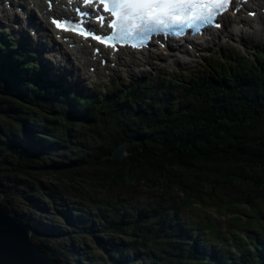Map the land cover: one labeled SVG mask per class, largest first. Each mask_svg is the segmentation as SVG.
Returning a JSON list of instances; mask_svg holds the SVG:
<instances>
[{"label": "trees", "instance_id": "obj_1", "mask_svg": "<svg viewBox=\"0 0 264 264\" xmlns=\"http://www.w3.org/2000/svg\"><path fill=\"white\" fill-rule=\"evenodd\" d=\"M29 56L0 30L2 203L32 226L30 211L40 215L39 226L57 232L73 225L91 238L56 239L52 247L46 240L53 232L36 226L31 236L43 252L59 264H264V62L230 56L211 75L158 86L133 82L87 98ZM171 85L180 87L178 100L162 97ZM122 143L127 155L111 159ZM47 172L68 179L86 172L90 188L83 196H56L59 186L35 180ZM240 183L255 191L235 187ZM142 185L161 192L141 203ZM27 192L36 196L21 211L14 202ZM213 207L247 217L221 230L209 212L188 221L180 211ZM206 230L218 237L207 242Z\"/></svg>", "mask_w": 264, "mask_h": 264}, {"label": "rangeland", "instance_id": "obj_2", "mask_svg": "<svg viewBox=\"0 0 264 264\" xmlns=\"http://www.w3.org/2000/svg\"><path fill=\"white\" fill-rule=\"evenodd\" d=\"M3 0H0V29L1 28H7L10 31L15 32L18 35L17 38V42L19 40V36L23 35L26 38H30L29 35V28L27 26H25L23 23H20L19 25H14V27L12 26L11 22L8 20L7 21V17L11 18L13 17V15L11 14H7L4 16V4L2 3ZM264 3V2H263ZM262 4V3H261ZM20 16V15H19ZM15 17H18L15 15ZM262 23L261 27L264 29V19H261ZM221 33V37L219 41H217V43H213L211 44V46L209 48H205L204 51H200V52H196L194 53L195 57H182L179 54H177V56L179 57V63H173L167 55L165 54H159V55H155L153 58H150L147 61H141V60H137L136 58L133 59V63H128V62H120L118 64H120L121 66L116 68L113 72L112 75H104L106 71H101V73H98L96 76L94 77H88L85 75L86 72V67L85 66H81L78 67L79 69H74L72 70L71 68L73 66H75L74 64L72 65L69 61H67L63 66H59L60 67V74L57 75L58 77L62 76L63 74H65L66 76H68V80L70 82H72L73 86L75 88H81L84 92L86 93H90V90L87 91L86 90V85L85 82H94L93 85L95 86L96 89H99L101 87V84H104V82H110L112 80H120L121 78L124 79H128L131 78V80H136L138 78H141L144 74L147 75L148 74H153L155 75V81L157 82L158 80L161 79V77L163 78H168L169 74L171 73H175V72H179L177 73L175 79H179L182 80L181 76V72H183L184 74L186 73V75H190L191 73L195 74V75H209L210 73H212L213 71L218 69L219 63L217 62L218 58H221L222 56H219V54L221 55L222 53H225V55H223L224 58H228L230 55L236 56L238 58H244L246 60H248V62H257L260 61V58L256 55L257 52L251 56L247 53H243V52H238V53H233L235 50L238 51L243 50V48H241L240 43L244 42L245 46L249 47L250 49L254 48L256 44H262V50H259V54L261 55V59H264V36L261 33H256L254 34H248L246 33L244 36V39L240 40L238 39V36L236 37V39L233 40H226L224 38V34ZM65 47V46H64ZM239 50V51H240ZM227 52L230 54L228 55ZM39 52L36 51L35 55L39 58V59H46L47 61L49 60V63H51V65L53 66V71H57V68L55 65L58 66L57 61H59L60 63L62 62V59H56L54 58L53 55L56 54V52H50V53H44V54H38ZM42 55L45 58H42ZM263 55V57H262ZM51 61V62H50ZM76 61V60H74ZM205 62L208 63V65L204 66ZM251 63H249L250 65ZM260 64V62H259ZM130 65V66H127ZM261 65V64H260ZM252 71L255 70V68L251 69ZM259 73V70H257ZM73 79V80H72ZM185 84V83H183ZM0 89H3L4 87V83L2 81H0ZM154 89V88H153ZM155 91V89H154ZM179 91H180V87L179 86H175V85H171V86H167L164 88L163 90V96L162 97H173L175 100L179 99ZM157 95V94H156ZM149 100V99H148ZM10 103H13V101H9ZM125 102H120V104L122 106L124 105ZM141 105V104H140ZM69 109L75 113V106H69ZM82 115V114H79ZM123 158V157H122ZM87 173L84 172L81 175H76L75 179H68L66 177L63 178H56L57 176H55L54 174H52L51 172H47L46 174H44L43 177H39V179H35L37 182L42 183L43 185L46 186H59L58 188H55L53 191L54 192H58L55 195L56 196H64L65 194H68L70 196H83L87 190H89L90 188V183L88 184V180L86 179ZM139 182V181H138ZM159 182L160 184L162 183L161 180H157L156 184ZM139 183H143V181H140ZM144 183H149V182H144ZM239 183V182H238ZM235 187L237 188H241L244 189L246 192L247 191H255L252 186H249L248 184L245 183H240L239 185H236ZM150 189V190H157L159 191L160 187H153L151 188L150 186H145V191L142 194V196H145L146 194V190ZM224 192V191H223ZM231 192V190H230ZM229 192V193H230ZM23 200L21 203H17L14 202V204H16V208L19 210H26L28 208H30V206H32L29 197L30 196H36L32 193H25ZM27 196V197H25ZM40 196V195H39ZM215 198H217V196H214ZM33 199H35L37 202H41L40 198H36V197H32ZM18 200V199H17ZM35 202L34 205H37L38 203ZM141 202V201H140ZM142 203V202H141ZM264 204V201H263ZM63 205L64 203H59L58 204V210L59 211H65L63 209ZM243 209H247L248 208V203H244L242 205ZM45 210L47 213L51 214V211L49 209H43ZM183 213L185 214V216H188V221H192L197 219V217L199 215H204V211L205 212H209V220L211 222H215L218 227L221 230H225L227 228H231L232 224L235 221H238L237 216L242 217V219H245L247 216L243 215L242 213H237L234 214L233 212H235L232 209H226V208H210V209H199L198 212H194L192 209L191 210H187L185 208H183L182 210ZM29 217H32L34 220V224L33 227H39V228H46L49 225L46 224V226H39L38 224H36V220L39 221L38 217H40L39 214L37 213H32V211H30L29 213H27ZM35 214V215H33ZM236 217V218H234ZM28 218V217H27ZM68 230L73 231V236L74 237H69V233ZM82 229L80 227H76V226H71L67 229H63V230H57V232H53L50 236L51 240H46L49 243H53L54 240L58 239H67V241H72L73 239L76 241H80L82 238H85L87 240H91L88 239L84 233H81ZM214 233V239H216L218 237L217 232H213ZM37 238L40 239V236H36ZM45 239L44 242L46 243ZM53 247V244H52ZM90 252H92V254H94L93 251L88 250ZM206 251V250H205ZM91 257H94V255H91ZM144 264V263H142Z\"/></svg>", "mask_w": 264, "mask_h": 264}, {"label": "snow or ice", "instance_id": "obj_3", "mask_svg": "<svg viewBox=\"0 0 264 264\" xmlns=\"http://www.w3.org/2000/svg\"><path fill=\"white\" fill-rule=\"evenodd\" d=\"M94 0H84V4L93 3ZM228 0H213L211 4L204 3L203 0H111V6L102 4L106 11H109L115 19L108 23L111 29L123 31L125 36H132L135 32L144 31L151 25H163L168 23H184L188 20L193 22L202 20L205 22L213 18V14L226 10ZM77 11H80L79 9ZM87 12H81V16H87ZM106 17H99L103 24ZM57 28L67 29L66 25L58 21H53ZM85 21L80 20L78 27L72 31H78L81 35L88 37L92 35L94 39L101 43H108L113 37L102 39L100 35H93L89 31L83 30ZM127 27H124V26ZM219 26L218 24L216 25Z\"/></svg>", "mask_w": 264, "mask_h": 264}, {"label": "water", "instance_id": "obj_4", "mask_svg": "<svg viewBox=\"0 0 264 264\" xmlns=\"http://www.w3.org/2000/svg\"><path fill=\"white\" fill-rule=\"evenodd\" d=\"M125 155V146L120 144L110 158ZM2 195L0 190V264H59L33 242L31 225L11 214L1 202Z\"/></svg>", "mask_w": 264, "mask_h": 264}, {"label": "bare ground", "instance_id": "obj_5", "mask_svg": "<svg viewBox=\"0 0 264 264\" xmlns=\"http://www.w3.org/2000/svg\"><path fill=\"white\" fill-rule=\"evenodd\" d=\"M38 7L39 8H42L43 7V4L42 3H39L38 4ZM260 16L258 15L255 19H251L252 21H253V23H254V25L253 26H255L256 28H259L260 27V22L258 21L259 19H257V18H259ZM223 21H224V23L226 24V27L224 28V30H226V34L228 35V36H231V37H237V36H242V35H245L246 33H248V34H256L258 31H253V32H246V31H242V30H240V29H236L235 27H236V24H238V23H240V22H243L244 21V18H242L240 15H237V16H232V15H230V14H227V15H225L224 16V18H223ZM245 21H247L246 19H245ZM248 22V21H247ZM40 25H44L45 26V28H46V33L50 30V25H48V23L47 22H43V21H40ZM225 26V25H224ZM223 27V26H222ZM209 36H211V38H210V40L209 41H211L212 43H215L217 40L219 41V35L215 32V31H213L212 32V34H210ZM236 39V38H235ZM241 40V39H240ZM58 42L56 41V40H53L52 41V45H56ZM179 44V40L177 41V44H176V47L174 48V50H177L178 52H180V53H182V54H186V55H190L191 53L190 52H188V51H185L184 49H183V45H181V46H179V47H177V45ZM48 44H46V46H47ZM201 45H202V42H198V43H196V45H195V51H197V48H199V47H201ZM82 49H80V51H81ZM84 52L80 55V58H84L85 57V55H87V53L89 52V50L87 49V48H84ZM67 51L68 50H63V53H64V55L67 53ZM83 51V50H82ZM171 57L173 56V54H169ZM115 57H118V60H119V54H117ZM120 57L121 58H123L125 61H128V62H131V63H133V59H132V57H130V56H128V55H126V54H123V53H120ZM143 58H145V59H148V58H150L151 57V54H143V56H142ZM173 63H179L180 61H179V58H178V56L176 57V58H172V59H170ZM82 64H84V63H82ZM75 67H77V66H75ZM74 67V68H75ZM147 78L149 79V80H151L152 78H153V74H148L147 75ZM231 78H233V76H231ZM155 99H158V98H155ZM188 176V175H187ZM192 178V177H191ZM2 199H3V195H2V198H1V202H2ZM4 205V204H3ZM36 212H37V210H36ZM39 234V233H38ZM85 264V263H84Z\"/></svg>", "mask_w": 264, "mask_h": 264}, {"label": "clouds", "instance_id": "obj_6", "mask_svg": "<svg viewBox=\"0 0 264 264\" xmlns=\"http://www.w3.org/2000/svg\"><path fill=\"white\" fill-rule=\"evenodd\" d=\"M260 58V61L261 62H264V59H261V56L259 57ZM264 58V57H263ZM24 221V220H23ZM25 222V221H24ZM33 228H35V227H33L32 225H31V229L33 230ZM40 229H42V228H40ZM45 230H47V231H49L50 233L51 232H54V231H51V230H49V227H46V228H44ZM43 230V229H42ZM32 233V232H31ZM31 238H32V236H31ZM33 240V239H32ZM48 255V254H47ZM49 256V255H48ZM49 257H51V256H49ZM52 258V257H51Z\"/></svg>", "mask_w": 264, "mask_h": 264}]
</instances>
